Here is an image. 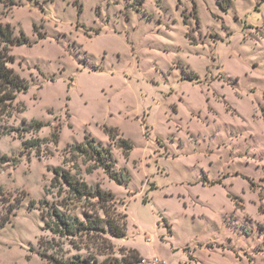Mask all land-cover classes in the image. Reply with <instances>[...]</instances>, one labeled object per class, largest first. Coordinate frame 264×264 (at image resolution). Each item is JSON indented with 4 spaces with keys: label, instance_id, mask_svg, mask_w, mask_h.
<instances>
[{
    "label": "rangeland",
    "instance_id": "rangeland-1",
    "mask_svg": "<svg viewBox=\"0 0 264 264\" xmlns=\"http://www.w3.org/2000/svg\"><path fill=\"white\" fill-rule=\"evenodd\" d=\"M231 1L0 0L32 43L13 49L31 88L9 120L20 134L0 139V264H264V0ZM34 120L47 126L24 132ZM86 136L112 175L76 152ZM56 168L113 193L127 238L54 235Z\"/></svg>",
    "mask_w": 264,
    "mask_h": 264
},
{
    "label": "trees",
    "instance_id": "trees-1",
    "mask_svg": "<svg viewBox=\"0 0 264 264\" xmlns=\"http://www.w3.org/2000/svg\"><path fill=\"white\" fill-rule=\"evenodd\" d=\"M227 5L224 10H228L232 6V1L227 0ZM12 2L11 7H14ZM42 37V35H41ZM23 45H32L26 34L21 31L18 36L16 28L11 23L0 21V139L18 132L9 125V120L13 118L16 111V103L21 94H27L31 88L30 83L24 79L16 70L11 67L15 64L16 57L13 54L15 47ZM194 80V79H192ZM23 131L26 133H38L47 125L44 122L34 120L31 124L23 122ZM117 129H108L110 132V140L119 145L123 149L124 156L128 158L133 149L130 141L120 137V134L115 132ZM119 132V131H118ZM61 126H58V133L53 135V143L60 142ZM20 134V133H19ZM31 146L29 147V145ZM24 146L28 150H39L41 141H27ZM76 152L84 155L95 156L97 167L104 168L109 175H112L111 164L113 163V153L110 149L105 148L101 143H96L95 139L85 137V142L75 147ZM7 156L0 157V164H8ZM110 162V163H109ZM53 183H58L61 194L66 197L58 204H50L43 201L42 204H47L46 209L49 223H46L49 230L56 236L62 239H71L74 244L81 243V248L90 250L89 244L86 242L94 240V243L100 241L102 245L106 242L104 236H110L115 239H124L128 236V214L123 213L117 203V198L113 193L104 191L101 188L93 189L87 183L79 179L71 171L56 168L54 170ZM122 183V181H119ZM90 200L96 201L98 209L93 214L89 211H83L82 215H77L76 210L80 209V205L87 203ZM72 205L76 208L70 209ZM45 219V220H46ZM102 241V242H101ZM84 245H86L84 247ZM136 255L137 263L143 262L140 252L135 249L133 252ZM80 264H91L86 259H79Z\"/></svg>",
    "mask_w": 264,
    "mask_h": 264
}]
</instances>
